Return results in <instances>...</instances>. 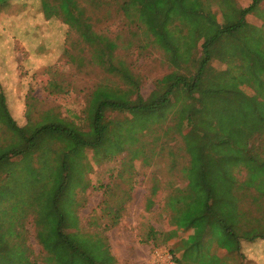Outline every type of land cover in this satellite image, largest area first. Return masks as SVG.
<instances>
[{"label":"trees","instance_id":"1","mask_svg":"<svg viewBox=\"0 0 264 264\" xmlns=\"http://www.w3.org/2000/svg\"><path fill=\"white\" fill-rule=\"evenodd\" d=\"M9 1L0 0V9ZM210 1L116 0L117 10L125 15L129 6H136L139 16L135 23L147 28L154 42L172 56L174 66L180 65L176 61L181 52H189L190 57L201 41L194 73L171 72L156 81L146 98L140 93L139 79L115 59L116 44L94 32L86 0L84 5L79 0L40 1L46 20L59 19L86 39L88 46L97 44L98 63L126 86L123 90L97 87L83 123L61 118L49 109L24 126L16 123L0 91V173L12 172L11 158L28 159L41 137L59 144L52 162V187L38 192L35 201L37 224L42 228L53 225L51 233L46 230L38 236L50 260L57 264H116L100 232L78 227V194L89 188L91 166L86 151H92L96 163L126 152L122 162L131 164L143 154L141 137L155 132L152 124L167 120L174 122V128H161L162 134L155 135L149 145L165 143L174 133L187 157L181 169L185 186L174 188L165 201L174 227L166 237H174L179 229L188 232L176 264H228L230 258L243 256L242 243L264 241V151L262 144L255 145L264 140V0H250L246 8L233 6L232 15L220 16L218 21L209 10ZM104 3L107 0L90 2ZM249 14L258 16L262 26L249 24ZM180 27L187 30L185 36L178 33L186 43L176 49L173 33ZM240 171L245 173L243 180L235 176ZM37 172L28 171L38 181ZM110 192L106 185L99 205L110 218L105 229L118 224L124 203L130 199L123 192L125 198L110 206ZM152 205L148 198L146 208ZM150 233L155 234L152 228L146 240L154 241ZM9 257L0 261L17 264L25 259L20 254L15 260Z\"/></svg>","mask_w":264,"mask_h":264},{"label":"rangeland","instance_id":"2","mask_svg":"<svg viewBox=\"0 0 264 264\" xmlns=\"http://www.w3.org/2000/svg\"><path fill=\"white\" fill-rule=\"evenodd\" d=\"M40 1L10 0L0 9V91L19 126H24L28 120L37 121L49 109L61 118L83 123L90 96L97 87L123 90L126 86L118 76L98 63L97 44L88 46L86 39L59 19L46 20L41 13ZM79 1L84 5V0ZM90 2L86 0V14L93 18L94 32L116 44L113 50L115 59L123 62L139 79L140 93L144 98L154 90L157 80L171 72L194 73L201 55L198 49L201 41L190 57L189 52H181L176 61L180 65L174 66L172 56L154 42L147 28H141L140 22L135 23L139 16L136 6H129L125 15L117 10L116 0H107L100 6ZM231 2L210 1L209 10L217 21L220 16H231L233 6L246 8L250 4V0ZM246 21L257 27L262 26V21L254 14L247 15ZM174 30L172 43L176 49H180L186 43L181 35L185 36L187 30L183 27ZM173 123L167 120L152 124L150 128H154L155 132L141 137L139 145L145 146L143 154L131 164L122 162L126 152L114 156L111 161L96 163L92 151H86L91 169L87 174L89 188L78 194L79 206L75 211L78 227L88 232H100L107 239L112 255L117 256L119 261L114 256L116 264H160L162 261L176 264L183 252L182 245L188 232L179 229L174 237H166L174 227L170 225L171 215L165 201L170 191L185 186L181 169L187 164V157L183 155L180 149L182 144L174 133L169 134L165 143L161 140L155 143L156 146L149 145L155 135L162 134L161 128L169 125L174 128ZM172 136L176 138L175 141L171 140ZM37 143L27 160L20 156L11 158V170L20 176L29 174L28 171H38L39 187L49 182L59 144L44 137ZM260 144L263 145L261 151H264V140L255 143L257 146ZM153 153L154 156L151 155ZM235 176L243 180L245 173L235 172ZM106 185L111 188L107 198L110 206L125 198L123 192L130 196L124 203L118 224L108 229L104 227L110 224V218L99 206ZM153 190L154 196L151 195ZM148 198L153 202L149 209L146 208ZM33 223L31 214L27 222L23 221L24 228L27 227L26 243L20 246L3 245L5 249L0 250V259L4 261L9 255L10 259L15 260L20 253L25 259L17 264L58 263L57 260H50V255L38 239L46 230L51 233L53 225L48 224L46 229L38 225L37 229ZM150 228L155 232L150 233L154 241L146 240ZM16 247H19L17 251ZM216 251L219 255L224 254V251ZM242 253V257L227 260L228 264H264V241L242 243ZM0 264L6 263L0 261ZM8 264H12V261L9 260Z\"/></svg>","mask_w":264,"mask_h":264},{"label":"crops","instance_id":"3","mask_svg":"<svg viewBox=\"0 0 264 264\" xmlns=\"http://www.w3.org/2000/svg\"><path fill=\"white\" fill-rule=\"evenodd\" d=\"M140 26L145 29L144 25ZM148 34L152 36L150 33ZM0 84L2 85V83ZM48 180V184L45 183L38 187L37 180L33 179L30 174H21L20 176L14 170L0 173V250L4 248L3 245L20 246L26 243L24 239L27 227L24 228L23 221L27 222L31 214L34 219V227L38 229V208L35 201L38 192L51 189L52 177H48ZM31 181L34 183L32 184ZM2 188L5 189L2 190ZM7 189L11 193H8ZM18 248L16 247V251ZM115 257L119 261L117 256Z\"/></svg>","mask_w":264,"mask_h":264},{"label":"built area","instance_id":"4","mask_svg":"<svg viewBox=\"0 0 264 264\" xmlns=\"http://www.w3.org/2000/svg\"><path fill=\"white\" fill-rule=\"evenodd\" d=\"M159 259H162V258H159ZM159 259H158V262H159ZM160 264H166V263H164V261H162ZM168 264H173V263H168Z\"/></svg>","mask_w":264,"mask_h":264}]
</instances>
